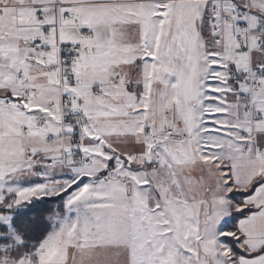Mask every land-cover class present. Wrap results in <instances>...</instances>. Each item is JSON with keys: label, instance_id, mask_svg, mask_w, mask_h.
Returning <instances> with one entry per match:
<instances>
[{"label": "snow or ice", "instance_id": "obj_1", "mask_svg": "<svg viewBox=\"0 0 264 264\" xmlns=\"http://www.w3.org/2000/svg\"><path fill=\"white\" fill-rule=\"evenodd\" d=\"M0 264H264V0H0Z\"/></svg>", "mask_w": 264, "mask_h": 264}]
</instances>
